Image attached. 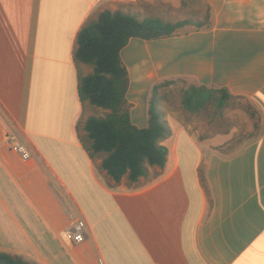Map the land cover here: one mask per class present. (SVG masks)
I'll return each instance as SVG.
<instances>
[{
    "label": "crops",
    "instance_id": "0c3cea01",
    "mask_svg": "<svg viewBox=\"0 0 264 264\" xmlns=\"http://www.w3.org/2000/svg\"><path fill=\"white\" fill-rule=\"evenodd\" d=\"M107 9L192 20L121 52L132 122L148 127L157 94L170 129L166 163L135 181L117 182L82 140L106 110L81 101L74 49ZM187 82L233 97L194 113ZM79 219L86 239L69 245ZM0 251L38 264H264V0H0Z\"/></svg>",
    "mask_w": 264,
    "mask_h": 264
},
{
    "label": "trees",
    "instance_id": "16d2710c",
    "mask_svg": "<svg viewBox=\"0 0 264 264\" xmlns=\"http://www.w3.org/2000/svg\"><path fill=\"white\" fill-rule=\"evenodd\" d=\"M191 23L190 19L177 22L157 17L142 19L137 14L107 9L98 18H90L79 31L74 60L79 69L80 99L84 104L89 102L106 110L104 114L91 115L84 121L87 135L82 140L91 156L104 155L102 167L117 182L126 174L130 180H137L147 173L149 165L163 166L168 149L162 141L170 133L155 99L150 107L148 127L139 128L132 122V104L127 97L130 73L121 52L133 37L145 40L167 38L178 35L181 28ZM82 64L90 66L92 71L84 75ZM186 84L182 105L194 113L213 106L224 107L233 97L227 89ZM158 88L159 85L154 93ZM0 264L38 263L0 251Z\"/></svg>",
    "mask_w": 264,
    "mask_h": 264
},
{
    "label": "built area",
    "instance_id": "2783aa9c",
    "mask_svg": "<svg viewBox=\"0 0 264 264\" xmlns=\"http://www.w3.org/2000/svg\"><path fill=\"white\" fill-rule=\"evenodd\" d=\"M11 149L24 160H30L32 157V151L29 146L23 141L17 134H9L7 137ZM87 224L83 219H79L73 223V225L63 232L62 238L69 245H76L82 243L86 239ZM103 264V262H101Z\"/></svg>",
    "mask_w": 264,
    "mask_h": 264
},
{
    "label": "rangeland",
    "instance_id": "374dc122",
    "mask_svg": "<svg viewBox=\"0 0 264 264\" xmlns=\"http://www.w3.org/2000/svg\"><path fill=\"white\" fill-rule=\"evenodd\" d=\"M165 93H166V95H171V96H177L178 95V92L177 91H167V88L165 89ZM155 98V100L158 102L159 100V97H158V95L156 94V97H154ZM95 108H100V107H97V106H95Z\"/></svg>",
    "mask_w": 264,
    "mask_h": 264
}]
</instances>
